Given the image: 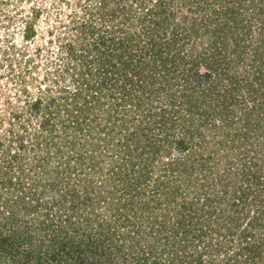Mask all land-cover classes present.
I'll return each instance as SVG.
<instances>
[{"label":"trees","instance_id":"1","mask_svg":"<svg viewBox=\"0 0 264 264\" xmlns=\"http://www.w3.org/2000/svg\"><path fill=\"white\" fill-rule=\"evenodd\" d=\"M209 1L84 4L82 22L101 12L112 25L88 47L65 45L73 66L72 86L62 87L65 114L61 103L48 113L35 99L29 120L39 118V129L12 132L17 150L27 145L38 154L14 150L28 166L16 171L10 163L1 181L2 261L124 264L126 250L132 264H264V0ZM256 17L262 37L253 36L251 21L241 28ZM82 22L83 39L97 35ZM58 121L73 131L63 136L70 173L66 191L62 181L44 182L62 190L45 203V188L26 195V179L64 162L62 144L51 138L62 137ZM186 163L193 170L182 184L170 178ZM74 172L82 191L70 185ZM200 183L205 196L191 191ZM14 193L23 195L12 201ZM29 206L41 210L35 227L21 224Z\"/></svg>","mask_w":264,"mask_h":264},{"label":"rangeland","instance_id":"2","mask_svg":"<svg viewBox=\"0 0 264 264\" xmlns=\"http://www.w3.org/2000/svg\"><path fill=\"white\" fill-rule=\"evenodd\" d=\"M211 1H213L215 6H219L227 0H210L209 2ZM82 2L83 3L79 2V0H0V195L2 194L3 197L6 195L5 188L2 186L1 181L4 179L5 174H8L10 168H7V166L11 163L15 166L16 171H19L21 163H23L25 167L28 166L26 162H24V159L17 160L13 155H15L17 151L20 157L22 156L24 158L26 156L31 158L33 154H35V156L38 154L37 150L35 152L33 149L28 148L27 145L24 150H17L16 138L11 136L13 131L18 133V135L24 133L30 136V134L35 131V126L37 130L39 129V118L32 116V120H29V116L32 112L31 102L33 103L35 99H42L45 103L44 111L48 113L50 111H57L59 103H61L62 113L63 115L65 114L66 107L64 103L66 104L67 102L65 96L69 94L62 91V87L72 86L71 75L73 73L68 70L69 66L70 68L73 66L70 64L71 59L64 48L65 45L69 41H74V43L80 47L81 42L84 43L85 41L88 47L89 44L98 40L100 37L98 34H106L107 30L105 29L109 28L108 25H112V22L108 24L105 22L109 20L110 16L107 15L109 18L107 16L104 18L100 12L93 16L92 20L83 21L90 25L92 23L95 28H99L100 30H96L97 35L94 37L87 35L88 38L83 39L85 34H81L79 29L77 31L76 27L82 22V18L84 17L82 16L85 11L84 4L94 5L96 3L97 6L99 0H83ZM220 6L222 7V5ZM133 7L136 8L135 5H133ZM104 12L106 15V10ZM119 17L117 18L119 19ZM117 18H114V20H117ZM248 19L246 18L245 22L241 24V28L245 29L246 21H251L253 36L262 37L263 33L261 32V34L259 31V26L262 23V21H260L261 19L259 17ZM30 26H32L31 31H29L31 32V36L28 37L27 34L29 32H27V28ZM87 29L88 28H86V30ZM85 54L87 53H84V55ZM64 118L67 119L68 116L66 115ZM64 125V123L58 121L57 126L54 128L55 131L57 129L56 132H61V138L58 136L47 137L49 142L50 137L53 143L57 142V147L62 144V150L66 152V154L62 152L63 156H66L64 157V162L59 164L53 161V172L47 177L46 173L42 176V169L44 167L41 169L36 167L37 172L36 169L32 170V172L29 171L30 175L28 174L29 176H27L26 180L32 187L26 190V195H28V197H38V193L46 190V194H42V196L45 195L42 201H49L48 203H51L57 199H61L62 190L60 187L66 191V184L64 185L62 180L64 179V181L68 183L67 176L70 170L68 172V169L66 170L65 168L68 166L67 162L72 153L68 152L66 146L64 147L63 136L73 134V131L70 130V127L68 128L67 125L65 128ZM24 128L28 131H25L26 129ZM51 148L54 149L53 145ZM93 148L94 145H91L90 149H92V153L90 152V155L98 162L97 156H100V154H98V148L94 149L97 152H94ZM61 154L59 153L58 155L61 156ZM93 163L94 162H91V164ZM109 164V158H106L103 162L104 167L108 168ZM88 170L89 169H86L87 173ZM180 170L182 172H174V174L170 175V178H177L179 175V177H181L179 183L182 184L187 176H190L193 166L186 163ZM15 174L18 173L15 172ZM71 177L70 185L79 189V187L82 186L78 180L79 175L74 172ZM83 177L85 176L83 175ZM53 179L58 180V182L62 181V183H60L61 186H44L45 181L51 182ZM44 188L45 190H43ZM80 189L82 191L83 187H80ZM180 191L183 192V195L189 192L190 195L198 193V195L205 196L207 188L203 183H200L196 185L195 189L191 190L193 191L191 194L190 189L180 185ZM35 192L36 194H34ZM15 194L18 195L15 196ZM21 195L23 194H9L8 198L14 201ZM3 197H0V207L3 206ZM30 200L32 204L35 205V201L32 199ZM31 206H29L28 209H24V211L22 209L24 213L21 215V224L35 227L37 225L36 219H38L41 214V210L40 208L34 210V207L31 209ZM54 207H60V204L55 203ZM54 210L55 209L52 210L53 213ZM35 229L37 232V228ZM46 243L49 245L50 241ZM124 251H121L122 254L119 252L122 258L126 257V261H123L124 264H132L130 262L131 256L128 254L129 258H127V254H125ZM0 259L2 261L1 257ZM1 261L0 264H17L16 262H12V259L6 260L3 258V261Z\"/></svg>","mask_w":264,"mask_h":264}]
</instances>
